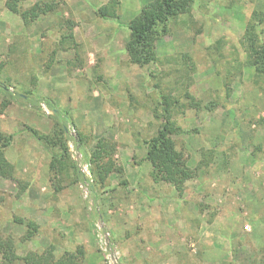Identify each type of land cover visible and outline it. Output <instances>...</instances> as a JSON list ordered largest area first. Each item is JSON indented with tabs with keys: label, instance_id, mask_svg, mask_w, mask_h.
<instances>
[{
	"label": "rangeland",
	"instance_id": "1",
	"mask_svg": "<svg viewBox=\"0 0 264 264\" xmlns=\"http://www.w3.org/2000/svg\"><path fill=\"white\" fill-rule=\"evenodd\" d=\"M38 1L56 11L25 23L0 0V77L25 96L3 107L0 92L14 164L0 177V264H264V74L249 53L250 38L264 44V0H193L143 66L126 43L148 0L22 7ZM33 94L68 112V158L29 130L57 122ZM167 115L192 171L178 184L146 159Z\"/></svg>",
	"mask_w": 264,
	"mask_h": 264
},
{
	"label": "trees",
	"instance_id": "2",
	"mask_svg": "<svg viewBox=\"0 0 264 264\" xmlns=\"http://www.w3.org/2000/svg\"><path fill=\"white\" fill-rule=\"evenodd\" d=\"M26 0H7V6L10 10L18 13L25 23L30 20H35L41 15L56 11L54 2L38 1L30 8L24 9L22 3ZM193 0H148L142 7L140 13L128 23L130 30L129 38L126 43L127 53L132 63L138 65H147L156 62L158 59L156 42L159 37L168 32V24L173 17L185 13L190 7ZM101 13L108 14V10L101 8ZM250 57H254L253 63L256 66L258 74H264V44H257V38H250ZM12 79L10 76L0 77V92L3 93L6 99L3 101V107L9 105L15 96H20L25 99V96L20 92H13L10 89ZM30 93V90L26 91ZM33 101L39 103L35 108H41L42 104L46 105L54 115L57 121L54 126L55 134H45L39 132L36 128L30 127L29 130L46 148H52L55 145H60V155L62 158H68V146L65 133L67 132V124L69 121L68 112L59 108L52 100L45 97L32 95ZM176 132V127L172 122L170 115H167L165 122L161 124L156 135L145 141L147 146L146 159L150 161L154 168L156 179H161L169 182L182 183L186 179L192 177V171L186 167L185 162H182L176 155L175 142L173 133ZM2 144L0 146V177H10L14 172V164L11 163L6 156V149L11 144L12 135L5 136L0 132ZM103 140L101 141V143ZM56 156V155H54ZM53 156V157H54ZM53 163V162H52ZM53 166V165H52ZM106 173L110 169L106 170ZM122 174V170H119ZM97 178H104L101 174V168L96 172ZM121 183H124L122 181ZM29 236L33 235L36 226L33 222L29 223ZM52 254L35 257L27 255L24 259L28 264H77L73 254H65L59 259L53 260Z\"/></svg>",
	"mask_w": 264,
	"mask_h": 264
}]
</instances>
